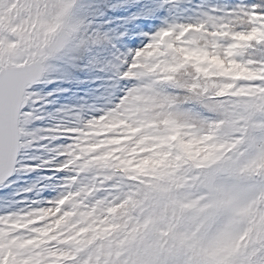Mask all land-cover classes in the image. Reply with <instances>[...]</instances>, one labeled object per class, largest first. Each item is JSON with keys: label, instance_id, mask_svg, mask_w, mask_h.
<instances>
[{"label": "snow or ice", "instance_id": "1", "mask_svg": "<svg viewBox=\"0 0 264 264\" xmlns=\"http://www.w3.org/2000/svg\"><path fill=\"white\" fill-rule=\"evenodd\" d=\"M73 6L0 0V264H264V0L168 23L118 103L39 126Z\"/></svg>", "mask_w": 264, "mask_h": 264}, {"label": "rangeland", "instance_id": "2", "mask_svg": "<svg viewBox=\"0 0 264 264\" xmlns=\"http://www.w3.org/2000/svg\"><path fill=\"white\" fill-rule=\"evenodd\" d=\"M80 1V3L86 5V10L87 12H91L92 11H99L100 10V5L104 6V7H110L109 13H107L109 15V17H114L117 13L115 10V7H119L122 11L121 13L123 14L122 16H125L124 14L129 13L130 11H132V6L133 4H135L137 1L136 0H77V4L75 5L73 12L74 15L77 18L83 19L85 21V23L88 25L87 27V35L89 37H95L92 36V33L95 31L93 29V27L98 28V24H100V22H103L102 20L100 21L99 18L96 19L97 22L93 21H89L90 20V16L91 13H83L81 16L78 14V2ZM144 1H151V0H144ZM177 0H161V7H160V3L159 0H152L151 5L149 7L148 10H152L154 11V13L159 9V7L161 8L160 10V14L156 15V16H152L151 19H149L148 22L146 23H141L139 24V30L137 35L135 34V40L134 42L130 43L127 45L126 49H123L125 51H122V55H121V63L124 65L125 61L131 62L134 53L136 50L144 47L147 43L150 42V38L151 35H153L156 31H158L161 27H165L167 26L168 23H172L178 20H183L185 18H190L193 16H197L199 15V13L202 10H208L209 8L215 6L214 5V1L210 0V1H206V2H201V0H181V5H179L178 3L175 4ZM223 1H227V0H223ZM135 2V3H134ZM215 2H218L217 0H215ZM210 6V7H209ZM134 10V9H133ZM101 12V10H100ZM103 13V12H102ZM93 15H97L98 13H92ZM105 14V13H104ZM147 16V13L145 15ZM122 21V20H121ZM110 23V22H109ZM132 22H126L123 25L122 31L124 30L125 33L128 30L129 25H131ZM136 30V29H135ZM135 30L133 33H135ZM111 34V29L109 31V29H105L103 31V33H99L97 34L98 37H107L108 35ZM105 38L103 40H105ZM104 43H107L106 40ZM125 47V46H122ZM93 52H91L92 54ZM74 54V53H73ZM73 54H70L69 56L71 57ZM64 59L62 60H54L52 61V64L55 66L56 71L53 72L54 76L55 74H59L60 73V68H61V63L63 64ZM119 60L115 59L116 65H115V69L116 67L119 65L117 64ZM128 68V64L126 63L124 69L122 70V73L124 71H126ZM123 83H122V87H120V92L118 93L115 103H118L119 101V97L122 96L124 94V88L125 85H130L131 81H127L122 79ZM48 91H52L53 95L48 97L49 100L52 99L53 96L61 94V92H63L64 94H68V96L70 97V95H73V98H78L80 96V93H75L74 90H70L72 93H70V91L68 90L67 86L65 84H61L59 86L56 85H52L48 88ZM57 99V98H55ZM55 100L53 102H50L47 105V112L45 113V117L46 119L50 120V124H55L58 120V118L62 117L64 115L63 112L60 111L61 108H64L62 104L59 103H55V107L53 109H51V104H54ZM114 104V103H113ZM112 103L110 104V102L107 103V101H103L102 103H100L99 107H84L86 109V113L91 112V114H95V115H99L101 114V111L99 110H103L105 108L111 107L113 105ZM78 106L81 107L82 105L78 103ZM83 107V106H82ZM39 126H41V123H37ZM43 126H45V124H43ZM47 126V125H46Z\"/></svg>", "mask_w": 264, "mask_h": 264}, {"label": "trees", "instance_id": "3", "mask_svg": "<svg viewBox=\"0 0 264 264\" xmlns=\"http://www.w3.org/2000/svg\"><path fill=\"white\" fill-rule=\"evenodd\" d=\"M115 10L118 15L122 11L119 7H115ZM121 20L122 17H120L119 15L114 19V23H118ZM106 21L108 22V29H110L111 23H109L110 21L109 18H107ZM106 27L107 25L105 26V28ZM104 38L105 37H103V39ZM105 39L108 40L107 46L102 45L101 44L102 42L99 44L97 43L94 44L95 46H99V48H101L100 51H102L103 57L107 61H109L108 62L109 68L112 71H115L114 70L116 65L115 59L118 60V57H117V52L113 47L115 44L111 41L114 39V37L111 34L107 36ZM91 52L92 50H87V52L83 56H77V54L76 56L72 55L65 62V68L63 67L60 68L59 74H55V76L54 73L52 74L54 78L59 77V79H57L53 85L59 86L61 84H65L69 91L70 90L75 91L77 87L78 89H80L81 91L80 101L84 107H87L89 103L94 102L91 99L92 97L88 96L89 91H92L94 95L100 97L101 100L103 98L107 99L115 91V85L113 83L104 79V77L97 75V71H99L98 69H96L94 72L93 66L91 65L90 62V56L92 55ZM70 93L72 92L70 91ZM54 100L55 102L54 104H51V109L55 107V103L62 104L64 108L76 107V103H77L76 98H73V95H70L69 97L68 94L66 95L63 92H61V94L53 96L52 99L49 101L53 102ZM37 123H41L40 124L41 126H43V124H45L46 126L50 124V120L46 119L45 117L44 121H38Z\"/></svg>", "mask_w": 264, "mask_h": 264}, {"label": "clouds", "instance_id": "4", "mask_svg": "<svg viewBox=\"0 0 264 264\" xmlns=\"http://www.w3.org/2000/svg\"><path fill=\"white\" fill-rule=\"evenodd\" d=\"M77 4V0H74V6L71 9V13L65 19V24L68 26L69 31L64 33L58 32L52 39L62 40L66 45L65 55L77 54V56H83L90 44L101 43L103 38H92L87 35L88 25L83 19L77 18L74 15L73 9ZM98 40V42H96Z\"/></svg>", "mask_w": 264, "mask_h": 264}]
</instances>
